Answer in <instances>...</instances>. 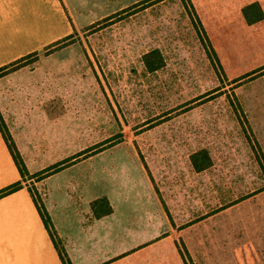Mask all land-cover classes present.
Segmentation results:
<instances>
[{
  "label": "rangeland",
  "instance_id": "obj_1",
  "mask_svg": "<svg viewBox=\"0 0 264 264\" xmlns=\"http://www.w3.org/2000/svg\"><path fill=\"white\" fill-rule=\"evenodd\" d=\"M144 1L0 74L22 186L158 211L187 264H264V0Z\"/></svg>",
  "mask_w": 264,
  "mask_h": 264
},
{
  "label": "crops",
  "instance_id": "obj_2",
  "mask_svg": "<svg viewBox=\"0 0 264 264\" xmlns=\"http://www.w3.org/2000/svg\"><path fill=\"white\" fill-rule=\"evenodd\" d=\"M140 1L0 0V69ZM22 179L0 131V191ZM45 205L58 247L27 187L0 199V264H63L61 250L72 264H187L193 256L179 248L183 234L168 232L167 221L160 226L158 211L142 212L146 222L136 224L115 199L100 218L91 207L84 215L77 207Z\"/></svg>",
  "mask_w": 264,
  "mask_h": 264
},
{
  "label": "trees",
  "instance_id": "obj_3",
  "mask_svg": "<svg viewBox=\"0 0 264 264\" xmlns=\"http://www.w3.org/2000/svg\"><path fill=\"white\" fill-rule=\"evenodd\" d=\"M148 1L149 0H145L144 2H148ZM73 39H74L73 35L65 37L64 39L59 40L56 43H54V44L50 45L49 47H47L46 48L47 52L48 53H54V52H56V51H58L60 49H63L66 46H69ZM38 57H39V52H35V53L30 54V55H28V56H26L24 58H21L20 60L14 62L13 64H10L8 66H5V67L1 68L0 69V74H3V73L7 72L10 69L18 68L24 62H27L28 60H30L32 58H38ZM0 131L3 134V137H4V139H5V141H6L7 145H8V148H9V150H10V152H11V154H12L14 160H15V163H16L21 175H23V171H22L23 168H22V165L20 163L21 156L19 154L17 146H16V144H15V142H14V140H13L11 134H10V132L7 129V126H6L5 122L2 121V120H0ZM194 166H195V169L197 171H204V170H206L208 168L207 165H203V164L201 166H199V165L196 166V164H194ZM22 188H23V186H22L21 182L11 185V186H9V187H7V188H5V189L0 191V199L13 194V193L21 190ZM102 202H106V200L95 201L93 206H92V209L94 210V213L97 216V218H100L102 216L108 215V214H110L112 212L111 207H109L107 209V211L105 212V214H100L97 211L96 206L99 203H102ZM37 206H38V204H37ZM39 210L41 212V216H42V218H43V220L45 222V225L47 226V229L49 230V232L51 234V237L53 238V240L55 241V243H56V245L58 247L60 242H59V239L57 237L56 232L54 231L53 227L51 226V219H50L49 215L47 214L46 211H45L46 212V215H45V212H43L40 208H39ZM60 258H61L63 264H72L70 259H69V257L67 256V254L63 250H61V252H60Z\"/></svg>",
  "mask_w": 264,
  "mask_h": 264
}]
</instances>
